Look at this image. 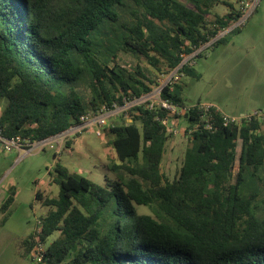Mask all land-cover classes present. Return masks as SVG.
Wrapping results in <instances>:
<instances>
[{
  "label": "trees",
  "instance_id": "16d2710c",
  "mask_svg": "<svg viewBox=\"0 0 264 264\" xmlns=\"http://www.w3.org/2000/svg\"><path fill=\"white\" fill-rule=\"evenodd\" d=\"M237 3L0 0V143L29 148L82 114L148 93L155 80L145 67L168 73L239 17ZM218 4L227 11H212ZM161 97L186 105L178 81ZM120 116L102 127L113 135V177L98 184L56 163L57 197L35 192L50 208L23 241L31 264H264V112L224 123L212 108L210 128L195 106L176 116L188 144L171 178L161 166L174 135L162 123L166 112L141 103Z\"/></svg>",
  "mask_w": 264,
  "mask_h": 264
},
{
  "label": "rangeland",
  "instance_id": "374dc122",
  "mask_svg": "<svg viewBox=\"0 0 264 264\" xmlns=\"http://www.w3.org/2000/svg\"><path fill=\"white\" fill-rule=\"evenodd\" d=\"M236 6L237 0H231ZM212 11L222 14L227 7L214 5ZM221 39H217V37ZM206 45L195 50L189 72H183L178 80L180 94L186 104L210 103L223 113L238 115L254 110L264 112V0L241 23L233 22ZM218 37V38H219ZM145 67L146 63L141 60ZM151 71V78L157 79V72ZM159 83V81H158ZM5 99L0 100V112ZM117 108L109 113L108 121L117 123L120 114ZM177 133L166 145L162 170L171 178L178 169L188 136L181 132L184 119L174 120ZM96 127L69 137L70 144L58 147L48 141L40 149L12 147L6 150L0 143V196L11 200L0 209V264H31L24 239L37 227L38 220L50 208L34 197L36 191L45 197L55 198L58 185L53 180L56 163L67 167L70 172L85 176L95 183L103 184L105 177H113L107 169L116 155L112 145V134H96ZM264 134V125H262ZM240 141H237L239 150ZM3 198V199H4ZM2 202V201H1ZM0 202V204H1ZM137 213H151L145 205L135 204ZM52 233L48 241L56 238Z\"/></svg>",
  "mask_w": 264,
  "mask_h": 264
},
{
  "label": "built area",
  "instance_id": "2783aa9c",
  "mask_svg": "<svg viewBox=\"0 0 264 264\" xmlns=\"http://www.w3.org/2000/svg\"><path fill=\"white\" fill-rule=\"evenodd\" d=\"M258 2L259 0H239L240 15L234 22L241 23L242 21H244L245 18H247V16L256 8ZM195 50L188 55H184L181 62L172 70H170L168 73L158 74L155 83L152 85L151 90L148 93L141 95L139 97H135L131 100L125 101L124 104L121 106H114L113 109H109V110L101 109L96 113L88 112L82 114L79 117L80 121L77 124L70 125L65 130L57 134H54L46 139L40 140L38 142H33L31 144L32 147L29 149V151L32 149L43 148V145L48 141L55 142L56 144H58L59 147L63 142L69 139V137H72L85 129L88 130L91 126H95L96 134L100 135L101 128L106 124H108V118H109L108 115L110 112H112V110L120 108V110L117 111L118 114H120L123 113L129 106L135 104H141V103L146 104L147 107L149 108L154 106L159 107L166 112V116L162 119V123H164L165 126H167V129L171 134H175L178 132L176 128V122L175 124L173 123L174 120H177L176 116L184 114L190 107H194V106L197 107L199 111V115H200V119L202 120L203 127L210 128L211 127V122L209 121L210 110L212 108L219 110L214 105L210 103H197V104L194 103V104L178 105L166 98L161 97V90L163 86L165 85L170 86L171 84L177 82L180 79V76L183 73L181 70L182 65L193 64V56L195 55ZM251 116H258L261 118L263 116V112L261 110H254L250 113H245L237 116H229L223 113V120L224 123H229V121L239 122L243 118H250ZM1 143L3 144V147L6 150H10L12 147L21 148V144L17 139L1 138ZM31 254L35 261H39L42 257V245L41 244L34 245L31 250Z\"/></svg>",
  "mask_w": 264,
  "mask_h": 264
},
{
  "label": "crops",
  "instance_id": "0c3cea01",
  "mask_svg": "<svg viewBox=\"0 0 264 264\" xmlns=\"http://www.w3.org/2000/svg\"><path fill=\"white\" fill-rule=\"evenodd\" d=\"M212 39H214V38H212ZM212 39H210V40H208L207 42L201 44V45L199 46V48H200L201 46L206 45L207 43H209ZM212 105H213V104H212ZM214 106L217 107V108L223 113V111H222L218 106H216V105H214ZM236 112L239 113L238 115L245 114V113L242 111V109H240V108L236 109ZM224 114H225V113H224ZM226 115H228V114H226ZM229 116H237V115H229ZM3 198H4V197H1V196H0V202L3 200Z\"/></svg>",
  "mask_w": 264,
  "mask_h": 264
}]
</instances>
